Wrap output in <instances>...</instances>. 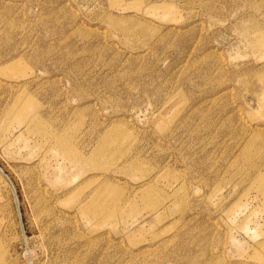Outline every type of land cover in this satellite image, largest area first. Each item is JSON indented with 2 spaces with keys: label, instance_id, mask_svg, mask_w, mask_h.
<instances>
[{
  "label": "rangeland",
  "instance_id": "374dc122",
  "mask_svg": "<svg viewBox=\"0 0 264 264\" xmlns=\"http://www.w3.org/2000/svg\"><path fill=\"white\" fill-rule=\"evenodd\" d=\"M0 168V264H264V0H0Z\"/></svg>",
  "mask_w": 264,
  "mask_h": 264
},
{
  "label": "water",
  "instance_id": "95a60500",
  "mask_svg": "<svg viewBox=\"0 0 264 264\" xmlns=\"http://www.w3.org/2000/svg\"><path fill=\"white\" fill-rule=\"evenodd\" d=\"M0 171L3 173V175L5 176V177H7V175L1 170V168H0ZM20 213V212H19ZM30 251L28 250L27 251V253H29Z\"/></svg>",
  "mask_w": 264,
  "mask_h": 264
},
{
  "label": "bare ground",
  "instance_id": "6f19581e",
  "mask_svg": "<svg viewBox=\"0 0 264 264\" xmlns=\"http://www.w3.org/2000/svg\"><path fill=\"white\" fill-rule=\"evenodd\" d=\"M6 178L8 179V181H7V182L9 183V182H10V179L8 178V176H7ZM9 184H10V183H9ZM30 253H31V252H30Z\"/></svg>",
  "mask_w": 264,
  "mask_h": 264
}]
</instances>
